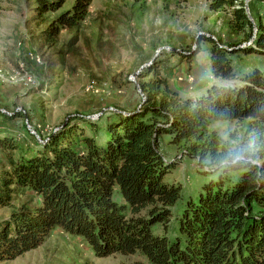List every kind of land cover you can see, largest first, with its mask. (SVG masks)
I'll use <instances>...</instances> for the list:
<instances>
[{
    "label": "trees",
    "instance_id": "obj_1",
    "mask_svg": "<svg viewBox=\"0 0 264 264\" xmlns=\"http://www.w3.org/2000/svg\"><path fill=\"white\" fill-rule=\"evenodd\" d=\"M35 1L42 15L59 11L67 0ZM237 1L210 0L209 8L230 7L234 30H247L251 41L228 47L204 38L211 45L215 82L202 94L182 95L151 64L138 73L142 100L136 109H114L96 122L78 118L92 134L69 123L33 156L9 160L10 171L0 175V208L10 207L16 188L34 192L40 203L22 205L0 222V262L37 249L58 228L81 237L98 258L145 259L122 264H264V22L257 21L253 35L245 6ZM91 2L74 0L46 38L82 23ZM197 53L181 55L190 61ZM253 56L259 65H239ZM233 121L250 123L233 143L209 131L215 122ZM162 136L175 146L188 142L187 155L209 178L197 200L176 216L173 237L172 209L182 193L165 177L181 160L164 159ZM0 147L16 148L7 140ZM235 153L242 154L238 162ZM155 226L162 235L154 234Z\"/></svg>",
    "mask_w": 264,
    "mask_h": 264
},
{
    "label": "rangeland",
    "instance_id": "obj_2",
    "mask_svg": "<svg viewBox=\"0 0 264 264\" xmlns=\"http://www.w3.org/2000/svg\"><path fill=\"white\" fill-rule=\"evenodd\" d=\"M240 1L246 6L254 35L257 21L264 22V0ZM73 2L67 0L59 11L40 15L35 0H0V140L16 146L14 150L0 147V175L10 171L9 160L33 156L41 150L39 140L47 141L69 123L70 128L92 134L78 118L96 122L114 109H136L142 100L138 73L151 64L160 66L170 87L196 97L215 82L210 73L211 45L204 38L210 36L228 47L251 41L246 39L247 30H234L232 9L225 6L212 11L210 0H92L82 23L46 38L45 31ZM192 50L198 53L190 61L181 55ZM242 60L239 65L261 62L254 56ZM90 84L92 90H88ZM249 124L215 122L209 131L233 143L245 135ZM188 147V142L175 146L167 136L160 138L164 159L181 160L165 177L166 183L181 186L182 193L172 209L173 224L168 230L172 237L176 216L190 199L197 200L209 179L197 171L202 166L187 155ZM39 203L34 192L16 188L10 207L0 208V222L22 205ZM153 232L162 235L163 231L155 226ZM137 260L145 262L143 257L119 254L98 258L81 237L57 228L37 249L0 264H122Z\"/></svg>",
    "mask_w": 264,
    "mask_h": 264
},
{
    "label": "clouds",
    "instance_id": "obj_3",
    "mask_svg": "<svg viewBox=\"0 0 264 264\" xmlns=\"http://www.w3.org/2000/svg\"><path fill=\"white\" fill-rule=\"evenodd\" d=\"M242 156L241 153H235L233 156V162H238L239 158Z\"/></svg>",
    "mask_w": 264,
    "mask_h": 264
},
{
    "label": "built area",
    "instance_id": "obj_4",
    "mask_svg": "<svg viewBox=\"0 0 264 264\" xmlns=\"http://www.w3.org/2000/svg\"><path fill=\"white\" fill-rule=\"evenodd\" d=\"M93 88H94L93 84L92 85L90 84V86H88V90H92ZM30 132H31V135L35 136L39 140L38 136L33 131H30ZM39 142L42 143L40 140Z\"/></svg>",
    "mask_w": 264,
    "mask_h": 264
},
{
    "label": "water",
    "instance_id": "obj_5",
    "mask_svg": "<svg viewBox=\"0 0 264 264\" xmlns=\"http://www.w3.org/2000/svg\"><path fill=\"white\" fill-rule=\"evenodd\" d=\"M245 11H246V6H245ZM247 15V14H246ZM248 17V16H247ZM249 18V17H248Z\"/></svg>",
    "mask_w": 264,
    "mask_h": 264
}]
</instances>
